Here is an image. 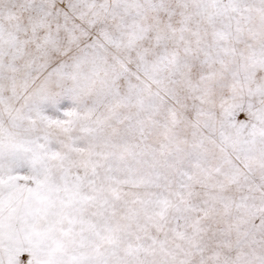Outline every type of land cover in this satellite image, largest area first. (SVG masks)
Masks as SVG:
<instances>
[{
    "label": "snow or ice",
    "instance_id": "obj_1",
    "mask_svg": "<svg viewBox=\"0 0 264 264\" xmlns=\"http://www.w3.org/2000/svg\"><path fill=\"white\" fill-rule=\"evenodd\" d=\"M0 264H264V0H0Z\"/></svg>",
    "mask_w": 264,
    "mask_h": 264
}]
</instances>
